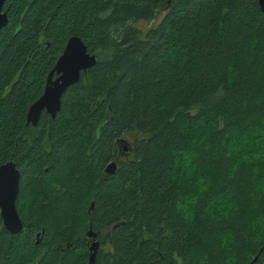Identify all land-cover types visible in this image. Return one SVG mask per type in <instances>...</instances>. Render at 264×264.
<instances>
[{"label":"trees","instance_id":"obj_1","mask_svg":"<svg viewBox=\"0 0 264 264\" xmlns=\"http://www.w3.org/2000/svg\"><path fill=\"white\" fill-rule=\"evenodd\" d=\"M3 9L0 164L20 172L22 229L0 219V264H264L257 0H6ZM72 35L95 64L54 117L27 123ZM131 133L121 155L116 140Z\"/></svg>","mask_w":264,"mask_h":264},{"label":"water","instance_id":"obj_2","mask_svg":"<svg viewBox=\"0 0 264 264\" xmlns=\"http://www.w3.org/2000/svg\"><path fill=\"white\" fill-rule=\"evenodd\" d=\"M6 0H0V30L8 22L7 11L3 9ZM258 6L264 13V0H257ZM96 62V55L87 50L80 37L70 36L50 70L42 94L29 106L26 122L36 125L42 111L56 115L60 107L62 94L72 84L78 82L80 73L86 71ZM116 143L121 155L127 156L131 151L129 141L120 137ZM116 161L109 162L104 171L113 174ZM20 172L13 161L0 164V219L2 226L10 233H18L22 229V221L17 212L15 201L19 189ZM96 242L92 243L89 263H93Z\"/></svg>","mask_w":264,"mask_h":264},{"label":"rangeland","instance_id":"obj_3","mask_svg":"<svg viewBox=\"0 0 264 264\" xmlns=\"http://www.w3.org/2000/svg\"><path fill=\"white\" fill-rule=\"evenodd\" d=\"M159 19H160V17L156 18L155 20H153L147 24L141 25V27L145 29V28H149L151 26H154L155 24L158 23ZM135 136H138V135H136L135 133H131V134H126L125 137L128 141H131L132 139H134ZM139 137H140V135H139Z\"/></svg>","mask_w":264,"mask_h":264}]
</instances>
